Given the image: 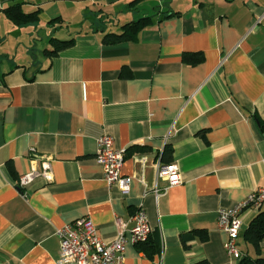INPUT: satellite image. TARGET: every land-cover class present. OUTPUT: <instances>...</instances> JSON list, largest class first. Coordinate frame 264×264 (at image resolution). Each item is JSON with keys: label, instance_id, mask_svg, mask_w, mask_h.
Wrapping results in <instances>:
<instances>
[{"label": "crops", "instance_id": "crops-1", "mask_svg": "<svg viewBox=\"0 0 264 264\" xmlns=\"http://www.w3.org/2000/svg\"><path fill=\"white\" fill-rule=\"evenodd\" d=\"M132 1L0 0L1 22L3 9L18 2L41 8L37 25L70 23L85 10L88 17L131 10L136 20L146 2L152 10L141 17L153 19L137 40L118 44L104 43L99 28L76 31L73 46L52 58L20 57V46L12 45L16 55L0 50V264H56L57 228L83 217L105 242L121 231L118 218L126 223L124 264L239 263L225 250L218 216L264 186V0ZM30 25L12 27L35 32ZM196 51L202 62L183 60ZM104 134L126 151L128 194L105 180L97 160ZM169 147L181 178L172 186L157 182L155 167ZM44 160L52 180L19 187L33 161L41 169ZM138 209L161 248L153 257L130 239ZM261 212L264 203L243 213V256H257L243 232Z\"/></svg>", "mask_w": 264, "mask_h": 264}, {"label": "built area", "instance_id": "built-area-1", "mask_svg": "<svg viewBox=\"0 0 264 264\" xmlns=\"http://www.w3.org/2000/svg\"><path fill=\"white\" fill-rule=\"evenodd\" d=\"M126 151L115 147L113 136L104 134L98 139L97 160L102 167L108 186L117 185L123 194H128L131 188L132 177L122 173ZM33 161L30 170L22 174L17 185L27 188L36 178L42 177L46 181L52 180L51 162L44 160L42 168ZM157 182L164 180L168 186L180 183V173L174 163L161 162L155 164ZM156 182L155 190L159 191ZM264 203V186L252 190L246 199L239 201L230 209L219 211V227L226 233L227 240L224 247L228 255L239 260L242 252L238 248L239 236L243 228V213L250 207H261ZM134 226L130 230V239L135 243L148 240L152 228L144 210L138 209L133 214ZM120 232L111 242H105L98 234L97 227L89 217H83L57 228L56 235L60 240V254L56 264H124L126 223L117 219Z\"/></svg>", "mask_w": 264, "mask_h": 264}, {"label": "trees", "instance_id": "trees-1", "mask_svg": "<svg viewBox=\"0 0 264 264\" xmlns=\"http://www.w3.org/2000/svg\"><path fill=\"white\" fill-rule=\"evenodd\" d=\"M140 0H133L132 4L137 3ZM6 17L16 25H29L33 23H38L40 21L41 8H35L31 11H24L21 3L13 4L7 8L3 9ZM100 14V13H99ZM102 16V17H101ZM96 17V16H95ZM98 19L103 22L104 15H97ZM55 23L62 24V18H54L51 20L50 25H55ZM153 19L151 16L140 17L136 20H131L124 23L121 26L120 32H107L103 36V42L106 44H118L123 42L134 41L138 39L140 32L151 26ZM50 48L44 50V54L49 58L57 56L61 51L73 46L74 39L62 40L55 36L50 37L49 39ZM204 53L201 51L196 52H185L183 54V60L191 65L198 64L204 60ZM122 75L124 77H130L131 72L125 70ZM143 147L133 148V151H141ZM172 148L165 149L163 153L162 160L166 163H171L172 159ZM242 231V230H241ZM194 236H197L201 241H205L208 237V233L205 230H195L193 231ZM241 234V233H240ZM240 237V236H239ZM243 238L256 250L257 256L252 257L250 255L242 254V257L239 259L238 264H264V256L261 255V242L264 239V212L259 213L255 216L246 227L243 232ZM140 250L145 251L149 256L153 257L154 254L160 253V245L152 240V232L145 242L138 243ZM191 264H211L209 260L203 259Z\"/></svg>", "mask_w": 264, "mask_h": 264}, {"label": "rangeland", "instance_id": "rangeland-1", "mask_svg": "<svg viewBox=\"0 0 264 264\" xmlns=\"http://www.w3.org/2000/svg\"><path fill=\"white\" fill-rule=\"evenodd\" d=\"M147 7H149L150 11L152 10V4L150 5L148 2H146L145 4H143V11L135 13L136 17H141L145 13H149L144 10ZM24 11L29 10L24 9ZM83 13L84 15H87L88 11L85 10ZM83 13H75L74 17L69 20L70 23H62L61 25H59L58 23H55V25H48V23H45L44 21H41V23L38 25L37 23H34L36 24V26L34 24H31L30 26H34V28H36V31H31V33H28L27 31H24L23 33L15 31L12 26L16 25H13L14 23L11 22L7 17V19L3 17L2 22L0 21V25L3 24L4 29L0 27V37L3 36L5 45H0V50L3 49V51L5 52L8 51L13 55H16V48H12L13 45L14 47L20 46V50L17 54L20 57H22L23 54L27 55L28 52L29 55H41L44 53V50L46 48L51 47L49 39L52 36H55L62 40H67L72 38L73 33H75L76 31H90L93 29L95 30L96 28H99L100 30L102 29L105 32H119L121 30L120 26L122 24L132 20V16L130 15H132L134 12L131 10L124 11L123 9L114 10V15H112V17L110 15H104L102 23L97 17H92V15L89 17L88 15L84 16ZM100 15L102 14L100 13ZM102 25L103 27H101ZM8 46L9 48H7ZM15 60L18 63H23L25 59L17 57Z\"/></svg>", "mask_w": 264, "mask_h": 264}]
</instances>
